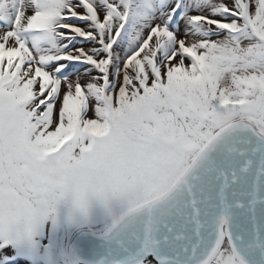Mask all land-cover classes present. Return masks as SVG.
<instances>
[{"label": "snow or ice", "instance_id": "6c2138e0", "mask_svg": "<svg viewBox=\"0 0 264 264\" xmlns=\"http://www.w3.org/2000/svg\"><path fill=\"white\" fill-rule=\"evenodd\" d=\"M0 264H264V0H0Z\"/></svg>", "mask_w": 264, "mask_h": 264}, {"label": "bare ground", "instance_id": "6f19581e", "mask_svg": "<svg viewBox=\"0 0 264 264\" xmlns=\"http://www.w3.org/2000/svg\"><path fill=\"white\" fill-rule=\"evenodd\" d=\"M228 2H229V1H228ZM77 25H78V26H81V27L84 26V25H82L80 22H79V23L77 22ZM77 46H79V45H77ZM85 46H86V45H85ZM81 71H82V69H81ZM90 115H91V114H90Z\"/></svg>", "mask_w": 264, "mask_h": 264}, {"label": "rangeland", "instance_id": "374dc122", "mask_svg": "<svg viewBox=\"0 0 264 264\" xmlns=\"http://www.w3.org/2000/svg\"><path fill=\"white\" fill-rule=\"evenodd\" d=\"M229 2H231V0H228Z\"/></svg>", "mask_w": 264, "mask_h": 264}]
</instances>
